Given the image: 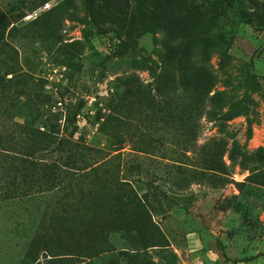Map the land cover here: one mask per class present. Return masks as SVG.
I'll use <instances>...</instances> for the list:
<instances>
[{
  "label": "rangeland",
  "instance_id": "obj_1",
  "mask_svg": "<svg viewBox=\"0 0 264 264\" xmlns=\"http://www.w3.org/2000/svg\"><path fill=\"white\" fill-rule=\"evenodd\" d=\"M138 1L96 0L106 30L100 32L86 16V0H0L8 22L0 78L11 69L32 75L35 85L24 93L49 94L62 125L67 112L76 113L78 131L91 143L96 110L126 87L137 93L167 72L174 81L165 96L187 112L196 103L176 89L175 63L191 73L206 69L212 86L200 117L194 111L197 146L222 139L225 172L163 168L168 180L158 187L134 184L154 227L130 232L114 229L109 209L93 205L111 195L97 185L89 191L86 181L81 203L32 211L20 221L21 231L43 230L55 255L25 254L21 236L0 250V264H264V184L252 178L264 168V29L235 16L250 10L247 0H210L211 11L202 14L152 0L153 30L138 39L137 52L121 53L118 36L129 40L138 29ZM120 138L126 153L134 141L126 132ZM139 159L123 154L110 166L129 173Z\"/></svg>",
  "mask_w": 264,
  "mask_h": 264
},
{
  "label": "trees",
  "instance_id": "obj_2",
  "mask_svg": "<svg viewBox=\"0 0 264 264\" xmlns=\"http://www.w3.org/2000/svg\"><path fill=\"white\" fill-rule=\"evenodd\" d=\"M172 1L189 14L211 11L210 0ZM151 2L138 1V29L129 40L118 36L121 53L137 52L138 39L153 30ZM247 2L250 10L235 12V16L243 23L264 29V2ZM85 4L88 20L100 32H105L100 26L96 0H86ZM7 26L6 14L0 11V47L7 45L4 37ZM175 66L179 71H176V89L187 92L186 99H193L194 107L186 106L187 112L172 107L164 89L174 77L164 72L151 85H141L137 93L126 87L117 99L111 97L98 108L95 117L99 125L91 143L78 131L76 113L67 112L62 125L61 118L51 110L49 94L42 90L31 95L24 93L35 85L32 75L22 69L5 71L6 76H11L5 80L0 78V250L8 248L15 237L22 236L25 254L32 255L40 249L55 255V246L45 240L43 230L30 232L22 228L21 231L20 221L24 224L32 211L81 203L86 186L89 191L97 185L109 192V199H97L93 205L109 209L114 229L130 232L141 224L154 227L134 184L148 191L158 187V181L168 180L161 173L163 168L225 172L226 144L222 139H211L197 146L201 127L194 119V111L200 117L209 98L212 75L202 68L191 73L178 63ZM120 131L128 133L134 141L126 153L122 151L125 146ZM123 154L140 158L129 173L110 166ZM252 178L264 184V168L252 174ZM138 211L142 212L140 217H137Z\"/></svg>",
  "mask_w": 264,
  "mask_h": 264
}]
</instances>
